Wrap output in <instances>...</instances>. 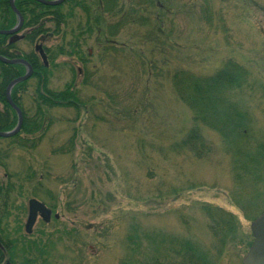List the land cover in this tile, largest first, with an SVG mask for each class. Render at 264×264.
Listing matches in <instances>:
<instances>
[{
    "label": "rangeland",
    "instance_id": "1",
    "mask_svg": "<svg viewBox=\"0 0 264 264\" xmlns=\"http://www.w3.org/2000/svg\"><path fill=\"white\" fill-rule=\"evenodd\" d=\"M164 4L166 14L157 5L151 15L153 22L160 16V28L129 26L109 35V44L105 38L99 44L95 36L89 39L86 67L76 58L56 60L61 66L52 71L51 88L62 89L72 77L71 68L81 72L79 81H92L93 87L80 89L83 109L52 108L45 132L20 136L32 139L34 147L13 145L20 139L0 141V179L3 172L12 174L8 188L14 205L24 206L37 194L60 216L49 225L38 223L28 239L22 215L12 252L17 264L24 259L29 264L166 261L185 241L201 246L212 263L243 264L254 241V220H247L236 205L243 193L234 181L232 158L221 136L209 129L203 131L211 146L208 154L195 157L176 149L192 126V115L176 98L170 80L185 69L212 75L229 60L244 66L254 92L240 100L250 113L255 138L264 141V0ZM39 44L50 48L58 40ZM20 46L27 52L42 47ZM35 85L29 82L24 96L30 116L37 112ZM260 184L246 195L247 209L264 206V182ZM206 206L234 216L235 236L249 241L247 251L232 245L236 238L230 232L222 253L223 242L209 229ZM48 237L52 249L30 253L32 242Z\"/></svg>",
    "mask_w": 264,
    "mask_h": 264
},
{
    "label": "trees",
    "instance_id": "2",
    "mask_svg": "<svg viewBox=\"0 0 264 264\" xmlns=\"http://www.w3.org/2000/svg\"><path fill=\"white\" fill-rule=\"evenodd\" d=\"M164 2L165 0H65L59 6H46L34 0H16L15 5L24 17L22 29L24 35L21 42L30 47L35 45L38 47L42 46L39 43L48 42L56 37L58 44L50 48L42 46L50 63V66H45L38 49L27 52L20 46L21 42L10 43V36L0 35V55L10 59H24L32 65L34 70L33 76L28 81L16 85L12 91L13 102L23 110L25 115L21 133L12 140L20 139L21 134L37 136L45 132L46 126L50 124L48 113L52 108L73 109L79 112L85 107V103L80 99L82 92L80 89L88 85L93 87V85H91L92 81L88 82V78L78 80L81 77L80 71L71 68L70 81L62 89L51 88L52 71L61 66V64H56L58 58L62 56L76 58L86 67L90 56L84 51V47L89 45V39L92 37L95 36L98 44L104 38L109 44V35L115 36L118 30L129 26L136 28L143 26L155 30L157 25L160 28V16H156V21L153 22L151 15L156 12L157 5L166 14L167 11L164 8L167 4L164 7ZM126 3L131 9L125 8ZM65 6L68 7L67 10H63ZM17 20L10 0H0V30L13 29ZM25 73L26 67L23 65H8L0 61V104L2 108L11 110L6 99L7 87L13 80L24 76ZM32 80L36 82L34 102L37 105V112L35 116L29 115L24 102V96L28 92V83ZM170 82L176 98L192 115V126L182 142L176 145V149L191 152L190 154L195 157H203L211 151V146L203 134L204 129L217 132L223 139L225 152L232 158L234 181L243 193L242 201L237 202L236 205L247 220L257 219L264 213V206L251 210L247 209L246 205L244 206V202L247 201L246 204L249 202L246 195L251 190H258V187L262 185L260 183L264 182V141L255 138L250 113L240 100L241 97L250 98L251 96L243 95H251L254 92L250 72L239 63L229 60L212 75H199L193 73L191 69H185L173 74ZM12 113L14 119L10 118L7 121L2 120L3 115L0 114L1 131L12 130L16 126V115ZM31 140L20 139L14 145L26 148L30 144L31 147ZM34 146L33 143L32 147ZM204 211L210 220L209 229L213 236L218 242H223L221 245L223 253L227 247V243H224L225 236H229L230 232H233L235 236L236 233L237 226L234 216L218 207L206 206ZM52 242L49 237L46 240L34 241L31 244L33 251L30 253L35 252L36 249L40 253L45 252V249H52ZM231 243L246 251L250 246L249 241L245 239L237 241L236 238ZM39 244L42 246L39 247ZM11 248L9 246L8 250L12 251ZM219 252H221L220 249ZM43 255L48 256L50 253ZM10 256L12 263L16 264L13 253ZM21 264H29V261L24 259ZM121 264L133 263L128 260ZM135 264H218V262L212 263L207 253L196 242L185 241L174 253V257L169 260L154 259L135 262Z\"/></svg>",
    "mask_w": 264,
    "mask_h": 264
},
{
    "label": "water",
    "instance_id": "3",
    "mask_svg": "<svg viewBox=\"0 0 264 264\" xmlns=\"http://www.w3.org/2000/svg\"><path fill=\"white\" fill-rule=\"evenodd\" d=\"M15 1L16 0H10V5L12 7V10L17 15L18 20L16 26L11 30H7V31L0 30V35H6L11 37L10 43H15L23 38V36H21L20 33L22 32L24 26V17L17 9L15 5ZM34 1H37L46 6H59L62 3H64L65 0H54V1L34 0ZM38 50L40 51V55L42 57L45 66H48V59L44 50L42 49V47H39ZM0 61L8 65H23L26 67L25 75L13 80L8 85L6 90V99L8 103L11 105L12 108H14L17 111L19 115L18 126L14 131L8 133L0 132L1 137L8 138L16 135L21 130V127L23 125V115L19 107L15 105V103L12 100V91L16 85L28 81L33 76L34 70L32 65L24 59H10L0 55ZM51 214H52L51 211L48 210L47 207L42 202L37 200H31L30 216L27 223V231L28 232L32 231L38 215H40L46 222H48L50 221ZM58 217L59 216L56 215V218ZM250 229L254 241L249 252L247 253V255L243 260V264H264V213L251 223Z\"/></svg>",
    "mask_w": 264,
    "mask_h": 264
},
{
    "label": "flooded vegetation",
    "instance_id": "4",
    "mask_svg": "<svg viewBox=\"0 0 264 264\" xmlns=\"http://www.w3.org/2000/svg\"><path fill=\"white\" fill-rule=\"evenodd\" d=\"M20 109V108H19ZM23 115V124H24V120H25V115L22 109H20ZM14 112L16 115V119H17V124L16 126L12 129V130H8V131H1L2 133H8V132H12L14 131L17 126H18V122H19V115L17 113V111L11 107L10 109H5L0 107V114L3 115V117H1L2 120L7 121L8 119L12 118L14 119V114L12 113ZM23 128V125L21 127V130L14 136L12 137H1L0 136V141H8L10 139H12L13 137L17 136L18 134L21 133ZM17 144V143H15ZM14 145V144H13ZM1 167V166H0ZM11 176L12 174H10V172L6 171L2 173V178L0 179V264H13L11 259L10 254L15 252L16 249L13 250L12 245L16 242H18V237L16 234H18V224H20L23 227V224L20 223L19 220H21L22 215H24V217L26 216V221L24 223V232H25V237L28 239H32L33 238V234H34V228L36 227V225L38 223H44L45 225H49L52 222V219H59L60 216L59 214H54L53 213V208L51 206H48V204L43 200H39L36 198L35 195L37 194H33V197H30L27 199V203H25V205H14L13 203V197L14 194L11 193L12 188H8V184L11 182ZM31 200H37L42 202L48 210L51 211V218L50 221L46 222L40 215L37 216L36 219V223L32 229L31 232L27 231V223L29 220V216H30V201ZM12 208L17 209L15 212L12 211ZM56 215H58L59 217L56 218ZM22 232H23V228H21ZM12 249V251H9L8 248ZM15 262L17 264V261L15 259ZM21 264V263H20Z\"/></svg>",
    "mask_w": 264,
    "mask_h": 264
}]
</instances>
